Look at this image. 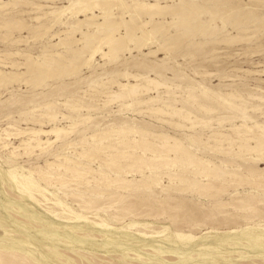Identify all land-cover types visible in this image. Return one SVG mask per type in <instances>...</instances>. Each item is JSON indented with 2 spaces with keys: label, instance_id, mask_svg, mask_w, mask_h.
<instances>
[{
  "label": "rangeland",
  "instance_id": "rangeland-1",
  "mask_svg": "<svg viewBox=\"0 0 264 264\" xmlns=\"http://www.w3.org/2000/svg\"><path fill=\"white\" fill-rule=\"evenodd\" d=\"M0 264H264V0H0Z\"/></svg>",
  "mask_w": 264,
  "mask_h": 264
},
{
  "label": "bare ground",
  "instance_id": "bare-ground-1",
  "mask_svg": "<svg viewBox=\"0 0 264 264\" xmlns=\"http://www.w3.org/2000/svg\"><path fill=\"white\" fill-rule=\"evenodd\" d=\"M83 5V4H82ZM96 6V5H95ZM101 6V5H100ZM68 8V7H67ZM58 129V128H57ZM43 131V130H42ZM48 131V130H47ZM53 131H55V130H50V132H53ZM44 132V131H43ZM129 183V182H128Z\"/></svg>",
  "mask_w": 264,
  "mask_h": 264
}]
</instances>
